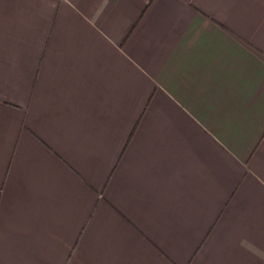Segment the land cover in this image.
Listing matches in <instances>:
<instances>
[{
  "label": "crops",
  "instance_id": "crops-1",
  "mask_svg": "<svg viewBox=\"0 0 264 264\" xmlns=\"http://www.w3.org/2000/svg\"><path fill=\"white\" fill-rule=\"evenodd\" d=\"M0 264H264V0H0Z\"/></svg>",
  "mask_w": 264,
  "mask_h": 264
}]
</instances>
